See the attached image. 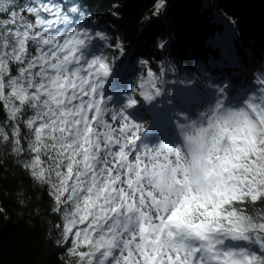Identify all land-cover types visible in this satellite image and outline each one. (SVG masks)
Wrapping results in <instances>:
<instances>
[{
    "label": "snow or ice",
    "instance_id": "1",
    "mask_svg": "<svg viewBox=\"0 0 264 264\" xmlns=\"http://www.w3.org/2000/svg\"><path fill=\"white\" fill-rule=\"evenodd\" d=\"M161 6L157 4V10ZM68 11L79 13L75 6ZM71 23L68 13L51 0H0V104L11 127L9 135L0 124V142L10 143L17 155L25 152L19 127L23 123L28 133L26 151L32 154L24 167L36 180L51 186L58 205L71 204V211L63 217V233L65 240L74 235L76 247L72 251L81 264H264V223L245 229L241 212L229 207L233 201L264 198V167L257 164L264 148L258 146L256 137L246 141L251 152L248 163L253 167L238 178L231 194L217 192L225 198L217 202L209 198L211 209L199 204L204 210L200 215L209 219L183 221L178 206L169 212L154 193L142 190L148 162L156 159L159 165L165 146L155 153L150 148L140 152L138 131L108 123L107 113H101L104 85L99 74L107 77L112 69L102 56L87 58L93 37L79 27L69 29ZM95 35L105 39L100 32ZM165 43L158 46L163 49ZM13 64L19 66L15 76L10 72ZM261 92L259 98H246L241 112L264 124V89ZM140 95L152 103L161 91L141 90ZM128 105L136 106L137 100L129 99ZM111 119L127 117L111 114ZM117 132L127 134L126 143L117 140ZM129 146H133L131 153ZM173 148L175 145L168 148L169 156ZM179 151L175 149L177 158ZM42 157H47V166ZM146 206L155 215L145 212ZM178 221L191 230V241L177 240L171 229ZM77 225L86 226L74 231ZM165 233L169 241L162 244L160 237ZM228 239L252 247L226 248ZM81 245L88 251H79Z\"/></svg>",
    "mask_w": 264,
    "mask_h": 264
},
{
    "label": "trees",
    "instance_id": "2",
    "mask_svg": "<svg viewBox=\"0 0 264 264\" xmlns=\"http://www.w3.org/2000/svg\"><path fill=\"white\" fill-rule=\"evenodd\" d=\"M51 2L68 13L71 25L87 30L92 44L99 47L105 60H116L117 68L123 61L119 53L130 52L129 62L139 79L150 72L157 85L165 70L169 84L172 79L191 83L198 93H210L226 78L239 93L262 94L264 0ZM157 4L162 5L158 10ZM73 6L79 13L68 11ZM219 17L234 27L235 37H230ZM97 32L105 39L96 42ZM160 42H166L163 49ZM31 51L35 55V49ZM18 69L13 64L11 74L15 76ZM6 121L7 113L0 104V124L11 135ZM19 127L25 152L17 155L10 143L0 142V264H81L72 251L76 247L74 235L65 240L63 233V217L72 206L58 205L51 186L36 180L24 167L32 154L26 151L27 129L23 123ZM42 159L47 166V157ZM229 207L264 223V198L233 201ZM85 226L77 225L74 231ZM78 250L88 251L83 245Z\"/></svg>",
    "mask_w": 264,
    "mask_h": 264
},
{
    "label": "clouds",
    "instance_id": "3",
    "mask_svg": "<svg viewBox=\"0 0 264 264\" xmlns=\"http://www.w3.org/2000/svg\"><path fill=\"white\" fill-rule=\"evenodd\" d=\"M109 67L113 71L111 64ZM110 79L111 75L105 77L102 72L99 74V81L104 85L101 90L105 88ZM121 96L124 99L119 106L110 103L113 100L112 95L106 96L101 113H112L119 117L126 116L127 119H122V121L129 132L143 133L148 122L136 123L125 115V110L135 107L128 105L129 99H132L133 96L123 92ZM145 103L148 104V102ZM219 104L221 103L217 101L214 104L206 105L204 108L198 109L195 114L179 110L173 112L171 121L177 142L169 144L159 141L151 147L143 146V150L150 148L155 153L163 145L165 151L159 165H157L156 159L148 162V166L144 170V188L142 190L154 193L160 199L161 205L167 204L169 212L173 207L178 206L183 213V221L187 223L209 219L207 216L200 215L204 210L199 207V204L203 203L211 209L213 204L209 203V198L213 202L223 200L225 196H217L216 193L230 195L233 186L238 182V178L244 176L248 168L253 167L248 163L251 152L250 145L246 142L251 136H255L258 146L264 148V143H260L264 141V124H261L258 118L242 113V106L222 104V107H218ZM134 124L139 125L138 129L133 128ZM83 133L84 130L82 129L81 135ZM116 137L121 143L127 142V134L122 135L117 132ZM237 137L239 138L237 139ZM95 142V140L92 141L93 144ZM173 145H175L173 154L169 156L168 148ZM132 147L129 146V153H131ZM176 148L180 149L178 158L175 152ZM103 161L104 157L101 155V163ZM108 163L111 164V160ZM257 164L264 167V154H261V159L257 161ZM115 171L123 175L119 169ZM261 179L264 180V176H261ZM124 191L127 192L128 189L125 188ZM137 207H140L139 199L137 200ZM144 211L155 215L150 206H146ZM241 216L244 218L242 222L245 229L251 224H259L252 216L242 212ZM171 230L177 233L178 241H191L193 239L191 230L185 228L179 221L177 226H173ZM248 234L255 236V232ZM168 241L169 237L166 233L160 237L162 244H167ZM225 247L238 250L239 247L251 248L252 246L245 242V246L235 244L225 245Z\"/></svg>",
    "mask_w": 264,
    "mask_h": 264
},
{
    "label": "rangeland",
    "instance_id": "4",
    "mask_svg": "<svg viewBox=\"0 0 264 264\" xmlns=\"http://www.w3.org/2000/svg\"><path fill=\"white\" fill-rule=\"evenodd\" d=\"M69 27V29H75V28H73V27H70V26H68ZM87 53H88V55H87ZM86 55H87V58L88 59H91L92 58V56L93 55H97V56H100V54H99V52H98V49L97 48H93V46H91V45H89V48H88V50H87V52H86ZM119 56H122V53H120L119 54ZM126 56V55H125ZM127 57V56H126ZM107 63H109V64H111L112 65V67H113V69H115V67H116V63H115V60H109V61H106ZM125 63H127V62H125ZM128 64V63H127ZM125 66H127V65H124V58H123V62H122V64H121V69H120V75H122V77H123V75H124V72H125V70L127 69ZM121 77V79H123V80H121V81H124V79L125 78H122ZM141 84H143L144 85V92H148L149 90H154L155 89V87H153V82H152V78H151V76H147L146 77V79L145 80H143L142 82H140V83H136V85H135V87H134V90H130L129 89V87L127 88V91L129 92V93H127V94H130V93H132V96H133V98L134 99H136L137 101H139V99L141 98V95H140V92H141ZM108 87H109V85H105V88L102 90V92L104 93V98L106 97V96H108V95H110L108 92H109V90H108ZM181 91H184V93H188V91L189 90H184V89H181ZM227 91L229 92V89H227ZM177 92V89H176V91H175V96L177 97V98H180V97H182L184 94H182L181 92L180 93H176ZM117 94V96L118 97H121V93H116ZM222 94H223V92H217V94H216V99L217 100H219V102L220 103H222V101H223V97H222ZM173 95H174V93H173ZM192 96V95H191ZM234 99H236V104L237 105H239V106H242V102H243V100H241V99H239V96H235V97H233ZM124 99V98H123ZM123 99H122V101L120 102V105L123 103ZM142 101H143V99H142ZM155 101H156V103L158 104V105H160V98L159 97H157L156 99H155ZM162 101V100H161ZM163 103H165V101H162ZM110 103H113L112 101H110ZM155 106H156V104H154ZM234 105V104H233ZM232 105V106H233ZM170 107H172V104L170 105ZM142 108H143V106H142V104H141V102H138V104L134 107V108H132V109H128V111L131 113V114H133L134 115V117L135 118H137V116H139L138 118H140V117H143V116H146L147 114H149L148 112L149 111H147L148 110V108H146L143 112H140L141 110H142ZM140 109V110H139ZM137 110H139V112L137 111ZM109 114V113H108ZM125 114H127V113H125ZM128 115V114H127ZM129 116V115H128ZM167 119H169V116H167V115H165L164 117H163V123L164 124H168V125H170V124H172V122H170V121H168ZM132 120V119H131ZM107 121H108V123H110V124H112L114 127H116V128H119L120 126H121V124H123V123H119V120L118 121H113L110 117L109 118H107ZM113 121V122H112ZM138 151H140V152H142L143 151V149H138ZM232 243H233V241H231Z\"/></svg>",
    "mask_w": 264,
    "mask_h": 264
},
{
    "label": "bare ground",
    "instance_id": "5",
    "mask_svg": "<svg viewBox=\"0 0 264 264\" xmlns=\"http://www.w3.org/2000/svg\"><path fill=\"white\" fill-rule=\"evenodd\" d=\"M124 65H128L127 63H124ZM161 66V65H160ZM173 70H174V73H175V69L173 68ZM131 79H132V76H131ZM226 79V78H225ZM225 79H224V81H225ZM223 84V83H222ZM181 89H184V90H189L188 91V93H184V91H181ZM142 90H144V89H142ZM182 93V94H184L182 97H180V98H177L175 95V97L179 100V99H183V101H182V105L183 106H185L184 108L185 109H187L188 111H191L189 108H187V105L190 103V101H192V98L190 97V95H191V93H192V89H191V87H183L182 85H179V87H178V89H177V94L178 93ZM175 98V99H176ZM142 97L139 99V101L138 102H141V104L143 105V106H147L148 107V111H150V114H152V116H160L161 117V115H160V113H162L161 111H158L157 109H156V107L153 105V103H154V101L152 102V103H148V104H146L145 103V101H142ZM180 107H182V106H180ZM197 108V107H196ZM145 110V107H143L142 108V110H141V112H143ZM193 110H195V109H193ZM162 119V118H161ZM152 121V119L150 118H148V123H150Z\"/></svg>",
    "mask_w": 264,
    "mask_h": 264
}]
</instances>
